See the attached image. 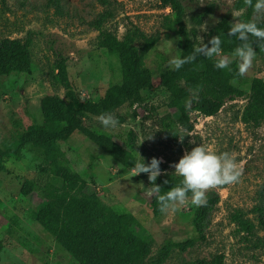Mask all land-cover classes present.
Wrapping results in <instances>:
<instances>
[{
  "label": "rangeland",
  "instance_id": "rangeland-1",
  "mask_svg": "<svg viewBox=\"0 0 264 264\" xmlns=\"http://www.w3.org/2000/svg\"><path fill=\"white\" fill-rule=\"evenodd\" d=\"M57 1L0 0V40L31 37L33 60L30 72L0 77V147L17 130H26L34 121H42V97H66L65 86L56 78L61 57H67L69 80L83 98L99 101L111 84L121 81L119 63L99 46V31L89 24L99 13L110 11L112 17L104 28L119 38L133 26L147 36H158L157 50L146 55L154 73V87L143 91V104H126L113 112L119 120L117 127L105 129L99 116L87 115L84 122L93 130L91 136L78 132L68 140L58 141L71 168L88 181L87 192L95 193L118 215L135 216L136 229L143 235L149 234L152 243L151 253L139 264H154L152 258L166 242L194 236L195 205L189 199L175 211L153 215L147 174L132 177V169L124 168L99 146V136L124 143L129 131H133L138 159L139 154L145 163L152 157H162L161 169L173 174L175 169L170 164L177 163L185 151L196 145H205L218 153L230 152L243 164L239 183L207 193V198L218 196L220 200L206 238L185 251L175 249L163 264H182L220 253L225 254V264H264V228L259 221V208L264 207V122L255 126L242 118L252 93L251 80L264 79V55L256 52L253 67L242 84L246 95L228 100L214 116L193 113L195 129L187 140L181 143L179 139L176 143L161 126L167 114L176 112L168 105L169 93L159 87L160 75L170 68V59L180 57L182 52L180 35L168 26L173 17L171 7L161 0ZM234 1L182 0L186 27L196 43H200L199 37L206 41L215 36L212 28L225 14L239 19L243 11L234 9ZM212 2L216 5L214 10L204 16L202 24H197L195 17ZM143 41L140 39L138 45ZM223 55L233 58V53ZM43 164V156L28 148L21 157L6 158L0 174V264H78L42 224L45 200L40 191L23 193L33 180L54 181L41 172Z\"/></svg>",
  "mask_w": 264,
  "mask_h": 264
},
{
  "label": "trees",
  "instance_id": "trees-1",
  "mask_svg": "<svg viewBox=\"0 0 264 264\" xmlns=\"http://www.w3.org/2000/svg\"><path fill=\"white\" fill-rule=\"evenodd\" d=\"M161 1L172 9L173 17L168 26L180 35V57H186L199 43L193 40L186 27L185 6L182 0ZM215 6L212 2L204 13L197 15V24H202L204 16L211 13ZM233 7L243 11L239 20L249 21L255 18L252 8L247 7L244 0H235ZM111 17L112 13L105 11L99 13L89 24L99 31V46L119 63L121 81L111 84L99 101L83 98L69 80L67 57H61L57 62L56 78L65 86L66 97L59 94L42 97V121H34L26 130H17L0 147V174L6 158L21 157L26 148L43 156L41 172L53 177L54 181L45 183L33 180L23 189V193L27 195L33 190L40 191L45 200L40 219L42 224L66 247L78 264H139L152 251L150 235L138 232V220L135 216L130 213L118 215L103 204L95 193L87 192L88 181L71 168L65 152L58 144V141L68 140L78 132L91 136L93 130L84 122L87 115L100 116L103 113H113L126 104L131 107L143 104L146 100L143 91L154 87V73L147 64L146 55L157 50L158 36H147L139 27L133 26L119 38L104 28L105 22ZM232 22V15L227 13L212 28L213 34L221 37L222 53H234V49L241 43L235 37L226 35ZM259 26L264 27V23ZM140 39L144 41L138 45ZM250 40L254 41L255 38L250 37ZM204 42L207 43L208 40ZM258 44L259 42L253 43V47L257 53L264 55V49ZM31 45L32 38L29 36L5 37L0 40V77L32 70ZM157 54L165 59L160 51ZM216 59L218 57L208 59L198 56L194 62L185 64L179 70L170 67L160 75L159 87L169 93L168 105L176 112L167 114L162 119L161 126L176 143L179 142L178 136L187 140L195 129L193 113L214 116L228 100L246 95L242 88L246 76L238 78L236 85L231 83L237 71L238 60H233L229 71L217 69L214 66ZM251 91L242 118L246 123L259 126L264 122V79L253 78ZM189 102L190 106L186 108ZM98 144L124 168L132 169L138 160L136 135L133 131H129L124 143L108 140L105 135H100ZM145 177L148 178L147 175ZM164 180L169 183L164 184ZM181 180L180 176L167 173L159 176L156 184L161 186L160 194H164L171 187L178 186ZM219 200L218 196H211L207 198L206 206H195L192 218L194 236L183 241L166 242L152 258L154 264H163L177 248L185 251L197 241L204 240ZM151 209L155 216L163 214L153 195ZM259 221L264 228V207L259 208ZM1 250L0 242V254ZM225 260V254L220 253L212 258L185 260L182 264H225Z\"/></svg>",
  "mask_w": 264,
  "mask_h": 264
},
{
  "label": "clouds",
  "instance_id": "clouds-1",
  "mask_svg": "<svg viewBox=\"0 0 264 264\" xmlns=\"http://www.w3.org/2000/svg\"><path fill=\"white\" fill-rule=\"evenodd\" d=\"M244 4L252 8L255 18L249 21L235 19L230 23L226 35L235 37L241 42L234 49L233 58L223 55L221 37L215 35L207 43L199 37L200 43L188 56L170 59L169 66L179 70L185 64L194 62L198 56L208 59L218 57L214 66L217 69L231 71L230 65L233 59H236L238 60L237 71L231 81L233 85H236L238 78L245 77L253 67L256 57L253 43L259 42L258 46L264 49V27L259 26L264 23V0H244ZM250 37H254L255 40H250ZM189 106L190 102L186 104V108ZM98 119L105 129L115 128L119 124L118 118L113 113H103ZM178 137L182 143L184 137ZM152 138L153 135L148 139ZM162 163H164L162 157H152L149 163H145V158L139 154V159L132 167V177L141 173L148 175L151 184L148 190L149 195L156 197L161 213L175 211L189 202V199L191 204L197 207L206 206L209 191L221 186L237 184L243 175V164L238 162L234 154L227 151L218 153L205 145H196L190 151H185L177 163L170 164V167L175 169V173L182 178L181 183L160 194L161 186L156 184L157 178L167 175V172L160 167ZM163 183L168 184L169 181L164 180ZM189 194H191L190 197Z\"/></svg>",
  "mask_w": 264,
  "mask_h": 264
}]
</instances>
